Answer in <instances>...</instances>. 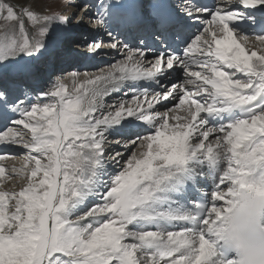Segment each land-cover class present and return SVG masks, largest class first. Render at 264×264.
Returning <instances> with one entry per match:
<instances>
[{
    "label": "snow or ice",
    "instance_id": "1",
    "mask_svg": "<svg viewBox=\"0 0 264 264\" xmlns=\"http://www.w3.org/2000/svg\"><path fill=\"white\" fill-rule=\"evenodd\" d=\"M52 2L0 0V105L20 117L0 144L25 152L19 168L0 164V185L23 180L0 187V264H264V27L242 26L264 17V0H185L175 19L161 0H132L130 22L155 38L151 61L147 44L121 47L108 28L122 3H102L94 23L123 59L32 100L29 81L48 69L29 61L48 48L49 25L67 22ZM184 17L203 31L181 36ZM176 70L183 82L169 87ZM145 82L159 90H139ZM125 88L130 98L106 109Z\"/></svg>",
    "mask_w": 264,
    "mask_h": 264
},
{
    "label": "rangeland",
    "instance_id": "2",
    "mask_svg": "<svg viewBox=\"0 0 264 264\" xmlns=\"http://www.w3.org/2000/svg\"><path fill=\"white\" fill-rule=\"evenodd\" d=\"M102 2H103V0H96L93 3L94 4L93 7L95 8L96 6H100L102 4ZM10 3H12L13 5H16V6H23L25 4H32L33 7H37V8L40 6L39 4L33 3V0H10ZM83 3H84V1H82V0H77V2H74L73 0H71V3L68 6H64L62 3L59 2V0H56V2H52V3L48 4V11L49 12L58 11L61 15H64V16L67 17V12H68L67 10H68L69 6H73L75 4L74 8L71 7V9H69L70 15L68 17L69 18H74V21H76L78 18L82 19V21L85 22V24H87L88 20H90V22L88 23V26H90V27L87 28V30L89 31L90 29L98 27V28H95L94 31L100 32V30L102 28L97 26L94 23V18L97 15L98 11L97 10L94 11V9L91 8L92 5H90L89 6V10L87 12H84L83 11L84 6L82 5ZM175 3H176V0H171L170 1V4L173 5V6L175 5ZM90 17H92L93 19H90ZM68 22H69V20H68ZM2 23L3 22L0 21V24H2ZM62 26H63V24H58V23L53 22L52 24L49 25L48 35L43 37L42 39L46 43L47 42L54 43L55 42V38L57 37V33L59 32V28H61ZM51 27H54V28H51ZM55 28L57 29V31L55 30ZM31 31H32V29L29 28V32L30 33H31ZM86 33H83V35L85 36ZM251 35L254 36L255 34L254 35L251 34ZM89 38H90L89 44L93 43L92 40H91V36H89ZM84 39L85 38L82 36V37L78 38L77 40L73 41V45L77 46V47H73L74 48L73 52H75V54H72L71 57H72V59L78 58L79 63L77 61H75L74 63L71 64L69 69L67 67H64V65H62V64H59L62 67L61 70L58 69V67L55 66V65H53L52 69H51V67L48 66V64L50 62L57 63V61H56L57 57L51 56V57L47 58V57L43 56L42 52L38 53L35 58H33L32 60L29 61L32 64H37V65H41V66H45L46 65L47 69H48L47 72L38 81H36V84H29L31 89H32V92L29 93V95L31 96L32 100H36L37 99V95H38L39 92L47 91L51 87L52 83L57 81V80H64L66 83H68L69 89H71L72 85L70 83V80H68L66 78H68L70 73L73 72V71L80 73V77L82 78L83 74L85 72H87L89 74H92V73H95V72L98 73L101 70H106L110 66L109 64L113 63L112 62V63L108 64V63H103V62H97V61H99V59L97 58L95 60V58H94L92 60V62H97V63L96 64L94 63V65H92L91 68L84 69V70L83 69H78L79 68V66H78L79 64L82 66L81 59H79V55H81L84 52V50L87 49V47H88L84 43L85 42ZM74 42H76V44ZM77 42H80V44L78 43V45H77ZM95 42H101L102 43V47L106 46V41L105 40H101L100 41V39L95 38ZM116 51H118V50H116ZM26 60H28V58H22V60L19 63H23ZM7 66L11 67L12 70H14L18 66V64H9ZM49 76H51V77L48 79ZM41 81H43V82L41 83ZM182 82H183V78L181 76H179V75H177V77L174 78V80H173V83H176V84H179V83H182ZM20 97H21V99H26V97L23 96V95H21ZM12 98H15V97H12ZM108 103L109 102H106V105H105L106 109H107V106H108L107 104ZM8 111H11V110H8ZM11 113H13V112L11 111ZM14 115L18 116V114H14ZM19 118H20L19 116L17 118L14 117V119L11 118V120L8 122V126L7 127L8 128L16 127L15 125L12 124V121L15 120V119H19ZM114 137L117 138V134ZM114 139L109 137V141L110 142L113 141ZM1 155H5V156L8 157L7 159L4 160L5 162L9 158H11L13 162L12 161H10V162L15 164L13 167L17 168L19 166V165H17L18 162H20V163L22 162V164H23L25 152L22 149V151H7V152H4ZM20 155H21V157H20ZM125 159H127V155H125ZM10 166L11 165L7 166V170L9 172L11 170ZM22 183H23L22 178L13 177V179L3 182V184L0 185V187H3L4 190H9V191L17 190L22 185Z\"/></svg>",
    "mask_w": 264,
    "mask_h": 264
},
{
    "label": "bare ground",
    "instance_id": "3",
    "mask_svg": "<svg viewBox=\"0 0 264 264\" xmlns=\"http://www.w3.org/2000/svg\"><path fill=\"white\" fill-rule=\"evenodd\" d=\"M74 2H77V0H73ZM90 1H93V0H90ZM130 1H132V0H130ZM166 0H161V2L163 3V2H165ZM128 2V0H103V2L102 3H105V4H107V3H122V5L123 4H126ZM220 2V0H215V4H217V3H219ZM93 3H94V1H93ZM91 4L92 6H91V8H93L94 9V11H98V9H99V7L100 6H96L95 8L93 7L94 6V4ZM184 2H182L181 1V5L183 4ZM86 4V3H85ZM84 4V5H85ZM123 8H125V6H122ZM88 10H89V8H88ZM113 11V10H112ZM96 17V16H95ZM119 16H116V15H112V17H110V18H108V28L111 30V27L115 30V29H117L116 28V26L115 25H117V22H115V24L113 25V23H114V20H116L117 18H118ZM184 19H188L187 17H184ZM74 20V19H73ZM189 20V19H188ZM191 21H189L190 22V24H191V27L196 31V34L198 33V31H203V28H204V24L201 22V21H199V20H192V19H190ZM246 30H248L249 32H250V34H252V33H254L253 31H252V28H253V26L252 25H242ZM51 28H54V27H51ZM57 28V27H56ZM55 28V30L57 31V29ZM95 28H98V27H95ZM95 28H93V29H90L89 31L87 30V33H86V39H84L85 40V44L88 46L89 45V41H90V38H89V36H91V40H92V42L93 41H95V38H98V39H100V41L101 40H105L106 41V45L109 43V41H110V38L108 37V35H107V30L105 29V28H102L101 29V31L100 32H98V31H94V29ZM143 28V27H142ZM70 29V28H69ZM144 29V28H143ZM59 30H60V28H59ZM70 32L72 31V30H69ZM254 35V34H253ZM75 37H77V36H75ZM139 38H141V36H139ZM119 44H120V46L121 47H123V45L124 44H127L130 48H132V49H136V48H139L140 47V45H141V41H137L136 42V40H134V43H133V45L131 46L129 43H128V41H127V39H125V38H123V37H121V39L120 40H118L117 41ZM78 43L80 44V42H77V45H78ZM75 44H76V42H75ZM47 45H48V48L52 45V43H49V42H47ZM70 45V44H69ZM136 46V48H133V46ZM47 48V49H48ZM152 48L153 47H151L150 49H146V51L148 52V60L149 61H151L152 59H153V50H152ZM46 49V50H47ZM183 54V53H182ZM95 58V60L98 58L99 59V61H97V62H103V63H114V62H116V61H119V60H122L123 59V53H121L120 51L118 52V51H116V50H112V49H109V48H107L106 46H104V47H102L98 52H90L89 51V48L87 47V49H85L84 50V52L81 54V55H79V59H81V64H82V66L80 67V69H89V68H91V66L92 65H94V63L96 64L97 62H92V60ZM109 65H111V64H109ZM67 66H70V63H68V65ZM13 71L14 70H12V68L11 67H9V66H5V68L3 69V72H4V74L6 75V76H8L9 78L12 76V74H13ZM175 72V74L177 73V75H179V76H181L182 78L184 77V74H183V72L182 71H180V70H176V71H174ZM174 72H172V73H174ZM96 73V72H95ZM92 74H94V73H92ZM83 78V77H82ZM81 78V79H82ZM173 80H174V78H171L170 79V77H168L167 79H165V81H164V83L167 85V86H171V84H173ZM47 83V82H46ZM30 84V83H29ZM37 87V86H36ZM149 88V89H148ZM140 90V89H139ZM141 90H146V91H148L149 93H151V92H153V91H158L159 89L156 87V85L155 84H151L150 86H149V84H148V82H145L144 83V86H143V88L141 89ZM128 93V95L127 96H125L124 95V93ZM130 96H131V90H129V91H123V92H121V93H119V94H113L112 96H110V97H107L106 99H109V100H105V105H106V102H109L107 105H111V104H113V103H115L118 99H120V98H123V99H129L130 98ZM13 97H15V96H13ZM13 100L15 99V98H12ZM20 99H21V97H20ZM173 101H171V100H169L163 107H158V110L159 111H161V112H163V111H165L166 110V108H171L172 107V105H173ZM3 106V105H2ZM25 106H27V105H25ZM1 107V106H0ZM5 109H10V108H7V107H5V106H3ZM11 114V113H10ZM13 114H17V113H12V115ZM11 115V116H12ZM7 116V115H6ZM19 116V115H18ZM17 115H14V117L15 118H17L18 117ZM14 117L12 116V118L14 119ZM4 121H7L6 123H8L9 121H10V119H4L3 117H1L0 116V132H2V131H6L7 130V128H6V126H4ZM116 134H113V136H111L110 138H112V139H114ZM116 139V138H115ZM12 146H8L7 145V148H11ZM13 147H17V146H13ZM3 148H5L4 147V145L3 144H1L0 145V155L2 154V153H4L3 152ZM12 150H14V149H12ZM20 157H21V155H20ZM10 161H12V159L11 158H9L6 162L5 161H0V164H2L3 166H5L6 167V169H7V166H9V165H11L10 167L12 168L15 164H13L12 162H10ZM18 161V160H17ZM20 161V160H19ZM15 163V162H14ZM17 163V162H16ZM17 165H19L17 168H19L21 165H22V162L20 163V162H18L17 163ZM9 168V167H8Z\"/></svg>",
    "mask_w": 264,
    "mask_h": 264
}]
</instances>
